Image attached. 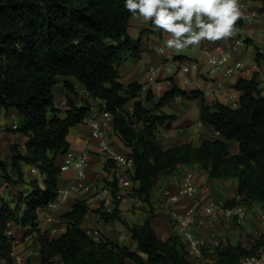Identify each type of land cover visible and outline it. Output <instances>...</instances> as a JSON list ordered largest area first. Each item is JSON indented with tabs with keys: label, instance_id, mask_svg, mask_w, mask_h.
Wrapping results in <instances>:
<instances>
[{
	"label": "trees",
	"instance_id": "1",
	"mask_svg": "<svg viewBox=\"0 0 264 264\" xmlns=\"http://www.w3.org/2000/svg\"><path fill=\"white\" fill-rule=\"evenodd\" d=\"M254 1L264 11V0ZM131 18L124 0H0V117L3 110L15 111L19 124L13 130L26 138L24 147L11 146L9 159L0 155V171L7 182L24 186L17 199H0V264H16L13 238L8 236L11 225L30 227L27 234L39 229V262L33 264H196L179 235L159 238L150 220L142 225L124 223L132 243L119 244L104 236L98 241L91 238L83 229L88 213L123 222L116 191L112 213L92 210L86 200L77 199L71 211L61 216L67 230L57 236L41 231L40 211L59 196L63 173L57 158L70 148V129L84 123L92 111L88 104L78 106L71 100L64 111L56 107L54 87L61 77L84 84L113 114L114 135L130 149L128 155L134 163L131 180L135 193L146 203L162 178L178 175L179 168L186 165L204 170L212 180H237L238 203L245 208L259 203L264 213V95L257 76L235 84L241 93L236 109L226 105L213 109L201 92L176 86L149 108L146 103L154 99L151 92L143 102L139 100L142 85L126 87L120 82L122 63L128 56L138 58L142 50L141 38L128 33ZM258 57L262 60L259 53ZM64 86L74 92L70 81H64ZM177 97L200 99L201 122L214 127L222 139L164 148L158 140L160 128L171 129L176 116L162 108ZM129 102H134L132 113L126 110ZM226 141L236 142L239 151L232 153ZM33 167L38 169L39 179H27V170ZM111 167L113 164L106 163V172ZM112 184L116 186V182ZM236 204L235 198L225 203ZM263 245L264 233L252 237L250 247L219 244L215 248L217 264H239Z\"/></svg>",
	"mask_w": 264,
	"mask_h": 264
},
{
	"label": "crops",
	"instance_id": "2",
	"mask_svg": "<svg viewBox=\"0 0 264 264\" xmlns=\"http://www.w3.org/2000/svg\"><path fill=\"white\" fill-rule=\"evenodd\" d=\"M239 2L244 5V7H241L243 15L235 25L236 34L233 37L216 42L202 41L193 47L189 46L190 50L186 48L179 53L175 49H168L166 47L165 40L167 36L163 33L153 32L150 22L132 17L128 33L134 39L141 38L142 50L138 58L128 56L122 63L120 66V82L126 87L133 83L142 85L143 90L141 91L139 100L143 102L147 94L151 92L154 99L146 103L149 108H152L156 102L176 86L187 92H201L205 97L206 103L213 109L218 105H226L236 109L239 107L241 93L234 88L235 84L239 79L250 80L255 75L257 76V81L260 83L259 87L263 89L264 95V60H260L258 57V50L260 48L264 49V11L262 4L254 0H239ZM252 16L253 18L248 20ZM239 38L245 41V45L239 46L232 51L230 64L242 60L247 63L246 69L226 78L223 77L221 71L212 74L208 79H203L199 85H195L193 81L199 77L200 71L209 70L206 52L215 53L220 50H231L234 40ZM155 47H163L165 52L163 54L158 53L154 50ZM180 57L181 59H178ZM191 61L197 62L200 69L199 71H192L189 74L191 82L186 83L183 73L179 70V64H187ZM153 68L159 70L155 79H152L150 73V70ZM222 79L223 85L219 88L217 82ZM64 81H70L74 85V92L65 88ZM54 98L56 107L63 111L67 108L68 100L73 101L78 106L88 104L92 109L104 103L102 100L94 99L87 91L86 86L72 77L59 78L58 84L54 87ZM133 108L134 102H129L126 105V110L129 113L133 112ZM201 111L202 103L200 99L179 98L162 108V112L176 116L171 129H167L165 126L160 128L158 140L163 147L171 148L182 144L199 146L205 139H222L214 127L201 122ZM15 114H17L15 111H6L5 115L11 120ZM13 132V129L6 131V129L1 128L0 124L1 140L16 138L17 136ZM17 138L19 139V136ZM111 138L116 147L123 153L128 154L130 152V149L124 146L116 135L113 134ZM67 140L70 150L77 152L89 151L88 177L91 181L99 182L101 185L113 181L114 175L111 173L101 174V171L105 167V161L98 151L99 138L92 134L87 120L82 124L72 127ZM226 143L232 153L239 151V146L236 142L226 141ZM62 160L63 157L60 155L57 158L56 165L59 166ZM185 173L192 174L198 192L194 198H183L180 202H172L165 197L164 190L170 188L172 193L177 192L180 176ZM74 180L73 171L64 172L59 180V190L62 191L74 183ZM175 181L178 182L170 184ZM121 194H125L124 191H121L118 195ZM237 195V180H212L204 170L196 166L183 165L179 168L178 175L171 178L164 177L160 180L150 202L147 203L145 208L141 210L134 209L129 199L122 196L120 198L119 209L123 222L119 220L105 221L98 213L92 211L86 216L83 229L85 231L99 230L102 236L119 244H127L132 243L133 239L130 230L124 223L130 226L135 224L142 225L147 220H150L152 228L156 231L158 237L165 240L172 235H176L174 221L170 216L171 211L182 214L190 208H195V224L192 230L206 240L210 252L215 258L217 257L215 248L219 244L242 243L243 246L250 247L253 231L259 230L260 232H264L261 205L260 208L256 204L247 207V218L243 223L237 220H214L211 216L206 215L202 209L211 202L225 204L227 201H232ZM115 199V195H110L107 197V201L89 206L92 210L100 209L104 213H112L116 207ZM76 200L71 199L68 203L58 207L54 211L55 215L61 218L62 215L71 211ZM61 219L63 220V218ZM43 226H46V224L40 223L39 228L42 230ZM54 226L57 227L59 224H55ZM10 230H12L13 237L21 240L25 229L17 225H11ZM38 262L39 260H36L33 263Z\"/></svg>",
	"mask_w": 264,
	"mask_h": 264
},
{
	"label": "built area",
	"instance_id": "3",
	"mask_svg": "<svg viewBox=\"0 0 264 264\" xmlns=\"http://www.w3.org/2000/svg\"><path fill=\"white\" fill-rule=\"evenodd\" d=\"M241 7H244L240 3ZM253 18L249 17L248 20ZM245 45V41L241 38L235 39L231 50H220L218 52H206L208 56L209 70L200 71L199 77L193 81L195 85H199L203 79H208L212 74L222 71L223 77H231L237 72L245 70L247 63L242 60L236 61L234 64H230L232 60V51L239 46ZM158 53H164L163 47H155ZM260 58L264 60V50L259 51ZM200 66L197 62L191 61L190 63H180L179 70L183 73V78L186 83H190L189 74L197 70ZM158 69H151V77L155 79L158 74ZM223 78V79H224ZM223 79L217 82L218 87H222ZM181 97H177L179 99ZM87 121L92 130V134L99 138V154L102 156L106 163L113 164L110 168V172L114 175V179L111 183L100 184L99 182L91 181L88 177V167L90 153L88 150L81 152L68 150L62 155L63 160L59 165L61 172H74V183L67 186L62 191H59V196L56 201L49 204L48 207L40 211L39 222L49 225L50 227L45 230L48 236H57L67 230V224L59 217L55 215V210L63 204L68 203L71 199H84L89 205L107 201V197L114 195V191L118 198L129 199L132 207L137 210H141L146 207L145 200L135 193L136 185L131 180V176L134 173V163L128 154L123 153L113 143L111 136L114 134V117L111 112L107 110L105 103L92 109ZM13 129H17V124L13 125ZM33 175H39L40 173L36 167L31 169ZM107 173L105 167L101 171V174ZM116 182V186L112 183ZM175 182H171L172 185ZM178 191L172 193L170 188L164 190V195L172 202H180L183 198H194L198 192L197 185L191 173H185L180 176ZM177 183V184H178ZM121 191L125 194L118 195ZM237 204L235 206H226L224 203L211 202L205 205L202 209L206 215L211 216L214 220H237L239 222H245L247 218V210L245 206L239 204L241 199L240 195L235 197ZM170 216L174 221V228L176 234L180 236L181 240L186 244L190 258L194 260L196 264H217V257H213L210 248L206 240L198 236L193 230L195 224L196 209L190 208L182 214L171 211ZM264 221V213L262 215ZM59 224V226H54ZM52 225V226H51ZM30 230V227H28ZM28 230V231H29ZM86 233L98 241L102 235L99 230H87ZM259 230L253 231V237L259 238L261 234ZM27 232H24L23 236H26ZM8 236L13 238V247L19 242V238L12 236V230H8ZM40 245H38L39 251ZM38 253V252H37ZM210 256V257H209ZM34 257V251L27 249L26 251L19 252L13 249V260L16 264H26L27 261ZM239 264H264V245L261 246L258 251L250 256L241 259Z\"/></svg>",
	"mask_w": 264,
	"mask_h": 264
},
{
	"label": "clouds",
	"instance_id": "4",
	"mask_svg": "<svg viewBox=\"0 0 264 264\" xmlns=\"http://www.w3.org/2000/svg\"><path fill=\"white\" fill-rule=\"evenodd\" d=\"M124 7L167 36L166 47L177 53L202 41L233 37L243 15L239 0H124Z\"/></svg>",
	"mask_w": 264,
	"mask_h": 264
},
{
	"label": "rangeland",
	"instance_id": "5",
	"mask_svg": "<svg viewBox=\"0 0 264 264\" xmlns=\"http://www.w3.org/2000/svg\"><path fill=\"white\" fill-rule=\"evenodd\" d=\"M190 47H193V46H190ZM195 47H197V46H195ZM253 47H255V46H253ZM187 49H189V48H187ZM197 49H198V47H197ZM260 50H264V49L260 48L258 50V52ZM5 114H6V111L3 110L2 116L0 118L1 128L6 129V131H8V129L12 130L14 124H19V117L17 114H15L13 119L10 120L7 118V116ZM13 134L17 137L19 136V139L17 137L16 138L2 139V140L0 139V155L5 160L9 159L11 156V146L12 145L18 143V144L22 145V147H24V142H25L26 138L23 137L20 133H18L16 131H14ZM30 177H34L37 179L40 178L39 175H33L31 173V170H27V179H30ZM15 179H16V177H15ZM27 188L29 189V187H27ZM23 190H24V186L22 184H20V185L9 184L6 180L5 175L0 171V199H3L4 201L15 200L18 197L17 196L18 193H21V191H23ZM256 205L258 208H260L259 203H256ZM43 227H42L41 231L45 232V230H47L50 226L46 225ZM23 229H25L24 232H27L29 230V228H23ZM38 230L31 231L26 236L22 235V239L20 240V242L15 247H13V249H15L16 251H19V252L26 251L27 249H31L34 251V257L32 258V260H29L27 262V264L33 263L37 259L38 254H39V251H38L39 232H38Z\"/></svg>",
	"mask_w": 264,
	"mask_h": 264
}]
</instances>
